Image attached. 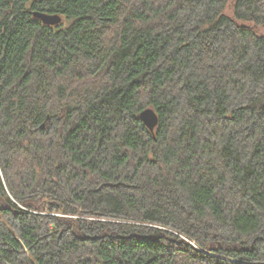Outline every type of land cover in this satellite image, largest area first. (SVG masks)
Returning a JSON list of instances; mask_svg holds the SVG:
<instances>
[{
  "label": "trees",
  "instance_id": "trees-1",
  "mask_svg": "<svg viewBox=\"0 0 264 264\" xmlns=\"http://www.w3.org/2000/svg\"><path fill=\"white\" fill-rule=\"evenodd\" d=\"M0 264H264V0H0Z\"/></svg>",
  "mask_w": 264,
  "mask_h": 264
},
{
  "label": "water",
  "instance_id": "water-1",
  "mask_svg": "<svg viewBox=\"0 0 264 264\" xmlns=\"http://www.w3.org/2000/svg\"><path fill=\"white\" fill-rule=\"evenodd\" d=\"M33 16L39 20H41L45 25L49 26H57L63 22V19L60 15H51L42 12H34ZM140 119L144 123V125L148 128V130L152 133L155 132L159 125V117L156 111L153 109H147L142 112Z\"/></svg>",
  "mask_w": 264,
  "mask_h": 264
}]
</instances>
